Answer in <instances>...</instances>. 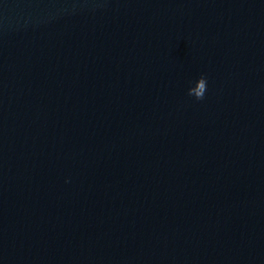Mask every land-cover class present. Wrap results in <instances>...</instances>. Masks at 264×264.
Returning <instances> with one entry per match:
<instances>
[{
  "label": "clouds",
  "instance_id": "obj_1",
  "mask_svg": "<svg viewBox=\"0 0 264 264\" xmlns=\"http://www.w3.org/2000/svg\"><path fill=\"white\" fill-rule=\"evenodd\" d=\"M195 86L188 89V95L194 96L197 100H202L204 98L205 92L207 90V79L205 76L201 75L196 81Z\"/></svg>",
  "mask_w": 264,
  "mask_h": 264
}]
</instances>
